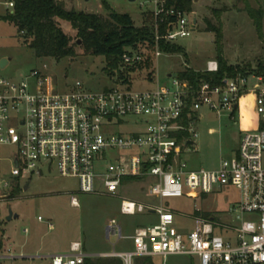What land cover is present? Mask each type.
Segmentation results:
<instances>
[{"label": "built area", "instance_id": "2783aa9c", "mask_svg": "<svg viewBox=\"0 0 264 264\" xmlns=\"http://www.w3.org/2000/svg\"><path fill=\"white\" fill-rule=\"evenodd\" d=\"M149 4L152 9L145 13L152 43L125 50L110 78L113 88L92 92L77 82L58 92L53 78L40 71L18 84L0 79V146L16 150L10 158L11 179L20 183L55 171L62 179L75 180L80 194L110 196H117L128 179L140 183L159 203L122 199L120 212L154 214L157 224L135 230L131 251L110 255L124 264L171 256L193 257L199 264H264V78H226L218 86L201 80L194 87L170 74L168 84L134 89L133 77L140 69L164 55L162 43L179 44L194 33L195 12L179 9L177 0ZM15 8L16 0H0V18ZM218 68L211 61L206 71L216 73ZM202 108L218 116L230 112L232 121L249 110L257 117V128L241 138L237 156L221 161L215 171L189 170L184 159L196 152L195 126L203 119ZM117 120L134 132L117 133ZM1 186L10 191L15 187L10 181ZM232 189L239 200L218 217L199 210L176 214L164 204L182 198L207 201L216 191ZM71 206L79 208L75 195ZM178 217L192 220L194 229L180 232ZM48 227L54 229L50 223ZM106 236L120 241L123 229L112 220ZM88 257L84 245L73 242L67 253L50 259L51 264H85Z\"/></svg>", "mask_w": 264, "mask_h": 264}, {"label": "rangeland", "instance_id": "374dc122", "mask_svg": "<svg viewBox=\"0 0 264 264\" xmlns=\"http://www.w3.org/2000/svg\"><path fill=\"white\" fill-rule=\"evenodd\" d=\"M67 10L86 14H97L109 18L111 12L129 15L136 28L149 25L150 16L145 13L152 9L150 0H62ZM264 14V0H194L197 27L191 37L179 41L182 53L164 54L154 65L147 64L133 77V88L150 89L158 84H168L169 74L175 77L186 69L196 72L206 71L211 61L217 60L215 35L206 31V20L218 25L214 12L220 13L223 29V54L229 65H250L256 69L264 54V41L259 38L254 20L247 9ZM62 31L71 38L75 56L59 61L38 59L23 40L14 24L0 18V63L7 60L4 69L0 68V79L21 83L33 71H40L53 78L56 91L66 92L77 82L92 92H101L115 86L111 76L104 71V57H96L85 49L82 40L67 22L57 21ZM264 37V17L262 20ZM78 43H80L78 45ZM45 67V68H44ZM152 73V74H151ZM155 74V75H153ZM148 78V81L144 80ZM204 119L195 126L197 138L196 152L185 156L189 170L215 171L221 161L237 156L241 138L248 132L251 123L235 116L231 121L230 112L221 116L202 108ZM118 122V123H117ZM115 121L119 134H130L134 128ZM11 147L0 146V260L2 264H51V256L69 251L73 242H81L90 254L121 253L131 251V237L136 229L157 224L154 214L123 216L120 212L122 199H130L143 204H154L147 190L136 181H126L117 196L83 195L78 191L75 180L62 179L55 171L42 179L33 178L14 183L11 179L10 158L15 153ZM2 181H10L20 188L14 200L9 199L10 190H3ZM28 190L25 191V188ZM78 197L79 208L71 206V196ZM239 200L235 189L214 192L207 201L182 199L165 200L164 204L176 214L192 215L196 210L210 212L218 217L221 212ZM10 210L13 219L8 221ZM17 218H14L16 217ZM42 218L43 222H39ZM115 220L123 229V239H107L106 228ZM54 226L49 230L48 224ZM195 227L192 220L178 217L176 228L189 233ZM160 264H199L189 256H171L159 259Z\"/></svg>", "mask_w": 264, "mask_h": 264}, {"label": "trees", "instance_id": "16d2710c", "mask_svg": "<svg viewBox=\"0 0 264 264\" xmlns=\"http://www.w3.org/2000/svg\"><path fill=\"white\" fill-rule=\"evenodd\" d=\"M246 2V0H243ZM106 6V0H102ZM194 0H177V7L187 12H193ZM249 16L254 20L259 38L264 41L262 34V11L254 12L246 8ZM220 13L214 12L218 25L206 20V31L213 33L216 39L218 71L196 72L186 69L177 73L181 80L189 81L194 87L201 80L214 86L221 85L226 78L238 76L247 78L252 75L264 78V54L256 69L250 65L232 66L227 63L223 54V29L220 22ZM4 21L14 24L18 32L23 35L24 43L34 51L38 59L62 60L75 56L72 40L59 26L57 21L67 22L77 33V38L82 40L83 46L90 54L104 57L106 67L104 71L108 76H113L114 71L120 66L121 57L126 49L135 47L146 41L152 43L149 25L136 28L129 15L111 12L109 18L97 14H86L67 10L62 0H16L13 14L3 18ZM150 23V22H149ZM264 43V42H263ZM160 50L164 54L182 53L179 44H161ZM133 181V180H126ZM20 188L15 186L9 199L14 200L20 193ZM207 216V215H206ZM1 248V243H0ZM0 264L1 261H0ZM85 264H124L119 258L102 259L88 257ZM134 264H154L151 258H138Z\"/></svg>", "mask_w": 264, "mask_h": 264}, {"label": "crops", "instance_id": "0c3cea01", "mask_svg": "<svg viewBox=\"0 0 264 264\" xmlns=\"http://www.w3.org/2000/svg\"><path fill=\"white\" fill-rule=\"evenodd\" d=\"M133 20V19H132ZM134 21V20H133ZM170 75V74H169ZM252 101V99L250 100V102ZM252 105V104H251ZM199 116L200 117H203V119H204V116L202 115V114H199ZM243 121H248V122H250L251 124L250 125H247L248 127V131L249 130H254V129H256L257 128V117L255 116V114L253 113V111L251 112L250 110L246 113V114H244L243 115V117L241 118ZM232 121V120H231ZM233 122H236V120L235 121H233ZM28 190V187H26V190L25 191H27ZM108 239V238H107ZM84 249H85V247H84ZM68 252V250L67 251H65V252H62V253H60V254H65V253H67ZM86 252V251H85ZM114 253H116V252H113V253H99V254H90V253H88V252H86V254L89 256V257H93V258H102V259H113L114 257H110V255H112V254H114ZM60 254H56V255H60ZM52 257V256H51ZM2 259H5V257H3V256H0V260H2ZM152 260H153V262H154V264H160L158 261H159V259L158 258H151ZM136 260V259H135ZM134 260V261H135ZM134 261H133V264H134Z\"/></svg>", "mask_w": 264, "mask_h": 264}, {"label": "water", "instance_id": "95a60500", "mask_svg": "<svg viewBox=\"0 0 264 264\" xmlns=\"http://www.w3.org/2000/svg\"><path fill=\"white\" fill-rule=\"evenodd\" d=\"M136 0H129V2H135ZM196 25H197V20L195 19L194 20V31L196 30L195 29V27H196ZM80 43H78V45H79ZM8 64V61L7 60H2L1 61V63H0V68L1 69H4L5 67H6V65ZM25 190H26V188H25ZM14 218H17V216L16 217H14ZM13 219V213H12V211L10 210V215H9V218H8V221H11Z\"/></svg>", "mask_w": 264, "mask_h": 264}]
</instances>
